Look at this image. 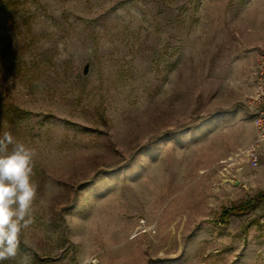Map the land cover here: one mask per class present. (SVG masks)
Masks as SVG:
<instances>
[{
    "label": "rangeland",
    "instance_id": "374dc122",
    "mask_svg": "<svg viewBox=\"0 0 264 264\" xmlns=\"http://www.w3.org/2000/svg\"><path fill=\"white\" fill-rule=\"evenodd\" d=\"M261 52L264 0H0V138L37 185L0 264H264V142L220 163L257 142Z\"/></svg>",
    "mask_w": 264,
    "mask_h": 264
},
{
    "label": "clouds",
    "instance_id": "9594fccd",
    "mask_svg": "<svg viewBox=\"0 0 264 264\" xmlns=\"http://www.w3.org/2000/svg\"><path fill=\"white\" fill-rule=\"evenodd\" d=\"M34 155L10 131L0 138V262L16 255L21 230L31 223L37 192L32 180Z\"/></svg>",
    "mask_w": 264,
    "mask_h": 264
},
{
    "label": "built area",
    "instance_id": "2783aa9c",
    "mask_svg": "<svg viewBox=\"0 0 264 264\" xmlns=\"http://www.w3.org/2000/svg\"><path fill=\"white\" fill-rule=\"evenodd\" d=\"M244 81L250 88L244 105L255 128L257 142L222 160L220 163L225 164L224 167H229L232 161L236 163L241 161L249 165L258 163L260 144L264 142V52L255 55V61L249 65Z\"/></svg>",
    "mask_w": 264,
    "mask_h": 264
},
{
    "label": "trees",
    "instance_id": "16d2710c",
    "mask_svg": "<svg viewBox=\"0 0 264 264\" xmlns=\"http://www.w3.org/2000/svg\"><path fill=\"white\" fill-rule=\"evenodd\" d=\"M264 198V192H262L256 199V201H259ZM247 208V204L244 206H236V207H231L229 209H225L222 213L223 218H227L230 214H240L245 211Z\"/></svg>",
    "mask_w": 264,
    "mask_h": 264
}]
</instances>
